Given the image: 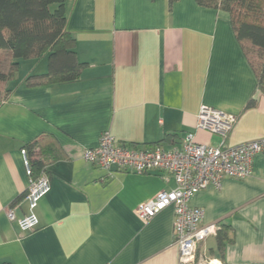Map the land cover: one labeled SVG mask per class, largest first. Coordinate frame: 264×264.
<instances>
[{"label": "crops", "instance_id": "0c3cea01", "mask_svg": "<svg viewBox=\"0 0 264 264\" xmlns=\"http://www.w3.org/2000/svg\"><path fill=\"white\" fill-rule=\"evenodd\" d=\"M67 13L86 64L79 79L28 86L27 78L48 66L17 80L39 59L23 60L0 104V264H179L174 208L148 222L136 214L141 203L176 187L173 176L110 173L83 154L105 132L139 149L171 150L190 132L213 147L264 143V94L230 14L196 0H74ZM202 106L236 116L225 140L196 131ZM43 134L60 151L47 167L51 189L36 210L38 228L23 234L7 213H28L20 201L29 185L22 151ZM191 205L204 210L203 225L228 227L231 239L220 250L217 235L209 237L198 261L264 264V148L250 177L210 186Z\"/></svg>", "mask_w": 264, "mask_h": 264}, {"label": "built area", "instance_id": "2783aa9c", "mask_svg": "<svg viewBox=\"0 0 264 264\" xmlns=\"http://www.w3.org/2000/svg\"><path fill=\"white\" fill-rule=\"evenodd\" d=\"M236 116L202 106L198 114L196 131L219 135L225 140L231 133ZM264 148L262 141H249L233 147L200 144L196 133H187L179 147L165 150L157 145L139 149L116 141L105 132L99 145L84 151L86 162L110 173L114 168L121 171L145 174L164 172L173 176L176 187L163 191L154 199L141 203L136 214L148 222L169 207L175 210L174 244L179 250V264H202L197 260L200 244L217 235L218 225H203L204 210L191 205V200L202 190L213 186L220 189L225 179L244 180L251 176L253 162ZM22 155L29 176V185L20 198L27 204L28 213L18 219L14 209L8 210V219L17 223L23 234L34 232L39 225L36 210L40 201L50 192L51 183L47 173L32 176L26 150ZM216 264V261H205ZM204 264V263H203Z\"/></svg>", "mask_w": 264, "mask_h": 264}, {"label": "trees", "instance_id": "16d2710c", "mask_svg": "<svg viewBox=\"0 0 264 264\" xmlns=\"http://www.w3.org/2000/svg\"><path fill=\"white\" fill-rule=\"evenodd\" d=\"M74 0H0V63L7 55L4 71L0 70V104L12 90L9 84L20 68V62L46 58V74L29 76L26 85H48L79 79L85 63L78 60L76 40L67 29V6ZM178 0H169L173 5ZM206 8L230 14L236 37L254 70L258 88L264 94V0H196ZM255 105L251 100L248 107ZM28 155L32 176L47 173V167L59 156L56 139L43 134L23 147ZM48 174V173H47ZM229 228L217 231L218 248L223 250Z\"/></svg>", "mask_w": 264, "mask_h": 264}, {"label": "rangeland", "instance_id": "374dc122", "mask_svg": "<svg viewBox=\"0 0 264 264\" xmlns=\"http://www.w3.org/2000/svg\"><path fill=\"white\" fill-rule=\"evenodd\" d=\"M7 59H8L7 55L4 54L2 56L1 63H0V70L1 71H4V69L6 68ZM24 61H27V60H24ZM44 65L45 66L47 65V59L46 60H43V61L41 59H39L35 63H32V64L28 63V64L24 65V67L21 68L22 70L19 73L17 80H20V77H25L27 75H30L28 73H36V71L30 72L31 69L32 70L39 69V68H41Z\"/></svg>", "mask_w": 264, "mask_h": 264}]
</instances>
